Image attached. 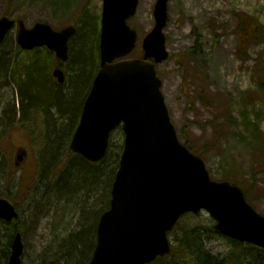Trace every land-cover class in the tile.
Instances as JSON below:
<instances>
[{
    "label": "rangeland",
    "instance_id": "obj_1",
    "mask_svg": "<svg viewBox=\"0 0 264 264\" xmlns=\"http://www.w3.org/2000/svg\"><path fill=\"white\" fill-rule=\"evenodd\" d=\"M156 2L139 0L137 13L128 20L139 35L138 46L129 57L141 54L142 39L155 25ZM102 9L103 0H0V17L22 19L29 28L37 22L49 23L58 30L76 26L79 33L71 42L78 48L82 47L83 38L90 37L87 29L95 20L97 34L100 33ZM168 12L164 34L170 55L156 68L163 80L162 92L178 136L204 159L213 179L225 180L228 167L234 165L238 172L233 174L241 179L243 188H249L250 204L264 215V162L253 150L254 125L260 124L264 131V99L258 96L247 101L246 97L254 85L256 65L264 64V43H250L247 48H240L235 32L240 15L252 16L264 24V0H169ZM17 29H13L8 42L0 45V50L11 48L13 57L17 54ZM193 49L197 53L188 57ZM35 56L38 53L15 60L28 63ZM59 62L62 64L58 60L47 70L52 73ZM73 65L69 59L61 66L66 74L64 93H69L72 85ZM46 90L42 87L38 97L47 98ZM79 90L77 87L68 95L70 107L77 111L82 110L80 103L86 96V91ZM198 93L205 94L204 103L198 99ZM64 102L60 107L53 104L46 114L33 115L40 128V136L35 137L37 131L30 133L14 125L21 116L20 94L11 78L0 77V196L10 198L19 212L18 219L12 223H0V264H7L9 260L8 240L15 224L23 236L24 264H79L86 254L82 244L70 253L69 240L78 233L89 236L93 220L90 214L100 210L107 189L90 193V184H84L81 178H78V187L73 189L68 186L74 187L73 183L65 178L66 191L62 195L52 189L72 156L68 149L74 132L60 148L61 151L65 148L63 155L52 163L47 158L45 164L49 133L53 135L55 129L60 131L71 122ZM220 115L223 116L218 120ZM213 121L220 123L218 141ZM124 138L119 127L111 137L110 150L115 153L123 150ZM18 149L26 151V156L16 165ZM27 178L31 180L27 182ZM193 222L202 226L215 224L208 212L202 211L184 216L180 226ZM206 234L208 246L214 252L225 254L230 250L232 244L227 237L210 230ZM171 239L174 243V235ZM66 254H69L68 261L62 257ZM169 263L174 261L170 259Z\"/></svg>",
    "mask_w": 264,
    "mask_h": 264
},
{
    "label": "water",
    "instance_id": "obj_2",
    "mask_svg": "<svg viewBox=\"0 0 264 264\" xmlns=\"http://www.w3.org/2000/svg\"><path fill=\"white\" fill-rule=\"evenodd\" d=\"M169 0H157L155 25L142 39V55L129 57L138 32L128 20L139 0H103L100 67L85 99L70 148L91 162L107 154L113 131L122 126L124 147L111 189L110 206L97 225V243L89 264H150L172 249L169 236L186 213L207 211L215 229L232 239L264 248V215L230 181L211 178L204 159L179 138L162 92L156 65L168 59L164 28ZM0 18V43L15 26ZM17 43L22 49L46 46L62 61L69 59L73 25L60 30L49 23L27 27L18 21ZM65 81L61 67L53 70ZM18 160L26 155L20 150ZM19 162H17L18 164ZM19 217L16 206L0 197V219ZM7 264H23L24 242L17 232Z\"/></svg>",
    "mask_w": 264,
    "mask_h": 264
},
{
    "label": "trees",
    "instance_id": "obj_3",
    "mask_svg": "<svg viewBox=\"0 0 264 264\" xmlns=\"http://www.w3.org/2000/svg\"><path fill=\"white\" fill-rule=\"evenodd\" d=\"M97 29H99L98 23L97 20H95V22L90 24L87 29V34H90V37L92 33L93 35L91 38H87V35L84 36L86 38H83L81 40L82 47L78 48L76 44L74 45L75 42H71L70 44V60L71 64H74L73 66H75V69L73 72L72 85L68 89L69 93L63 92V89L65 88L64 84H58L52 73L47 70L49 66L51 67L58 61L54 53L47 47H38L33 50H25L17 45L15 48L17 52L15 57H13V55L11 54V48L0 50V77L6 76L11 78L20 94L21 116L14 123L15 126L25 128L30 131V133L37 131V135H35V137H39L40 128L37 122L34 120L33 115L37 117V113L40 116L43 113L46 114L48 112L47 110L52 108L51 106L53 104H58L60 107L63 101H65V106L68 107V115L71 121L70 124L64 125L60 131L55 129V134L53 135L49 133V141L47 142L49 150L47 149L44 154L46 165L47 158L49 162H53L57 160L60 155H63L65 148L63 149V151H61L60 148L63 143L70 140L69 135L74 132L78 118L80 117L81 111L74 110L72 107H70V104L72 103L69 102L68 95L75 92L74 90L78 87L80 89L79 91H86L84 95L87 96L91 88L90 79H92V77L94 78L99 70L100 33L97 34ZM235 32L238 37L240 48H247L250 43H264V24L260 23L257 18H254L252 16L240 15ZM78 33L79 31L75 34V36ZM79 36H81V34H79L78 37ZM10 38L11 32L7 35L2 44L8 42ZM77 38L76 40H78ZM196 50L197 49L190 52L188 54V57L195 56V54L197 53ZM36 53H38V56L29 59L28 63H26V61L24 60L22 62H19V60H15V58H23L22 55H35ZM16 61L18 62V65H16ZM62 64L59 62L58 66H62ZM76 79L78 81L75 82ZM253 81V88L246 93L247 101H253L258 96L264 99L263 63H259L256 65L253 73ZM44 86L47 88L46 91H48V97L39 98L38 93ZM197 96L199 97L198 99H200L204 103L205 94L203 95L202 93H198ZM84 100L85 99L83 97V100L80 103L81 108L83 106ZM32 109L33 111L31 112ZM222 116L223 115H220L218 117V120L221 119ZM212 123L216 128L217 134L215 138L218 141L219 134L217 127L220 126V123H215V121H213ZM253 144L255 156H257L261 160V162H264V131L262 130L260 124L254 125ZM187 146L192 151L197 153L190 144H188ZM110 147L105 158L99 162H89L82 156L77 155L70 149H68L72 156L68 159L67 164L64 165V171L59 176V181L56 184V187L54 188L53 186L52 188L58 195H62L66 191L65 187L67 184L64 183L65 178H69V180L73 183L74 187L68 184L69 188L71 189L78 187L77 183H80L78 181V178H81L84 184H90V193L94 191L98 193L102 189H107V193L103 194V196L105 197V201L102 203L100 210H98L97 213L92 212L90 214V217L93 220L90 226V230L88 229L90 232L89 236L78 233L70 237V253H73V251L76 250L78 244H82L83 247L87 249L86 254L82 255L84 260L80 259L79 264H82L83 261V264H88V262L91 260L97 242L96 229L99 218L101 214L110 206L111 186L119 166L120 156L122 152V149L117 153L112 152L110 150ZM121 148H123V145ZM53 151L55 152V154ZM51 152H53V154H51ZM45 164L44 166H46ZM237 172L238 170L236 169V167L232 165L228 167V173L224 176L223 179L230 180L233 183L242 186V182L240 181L241 179L233 174ZM73 178H77V180L74 181ZM30 180L31 179L29 178L26 179L27 182ZM243 189L249 201V188L244 187ZM8 197H10V195H8ZM188 215L191 214L189 213L185 216ZM0 223H4V221L0 220ZM180 223L181 220L176 224L175 228L170 234V236L174 235V243L172 245L170 254L165 257H158L151 264H170V259L174 261V264H264L263 248L251 243L240 242L229 237L227 238L232 244L230 250L225 254L214 252L208 246L206 230H210V232L212 233L223 236L215 229L214 224L202 226L199 222H193L191 225H185L182 227L180 226ZM14 226L15 229L13 234L10 235L8 246H11L14 233L18 231V224H15ZM68 256L69 254H66L62 257L63 259L65 258L64 260L68 261Z\"/></svg>",
    "mask_w": 264,
    "mask_h": 264
},
{
    "label": "bare ground",
    "instance_id": "obj_4",
    "mask_svg": "<svg viewBox=\"0 0 264 264\" xmlns=\"http://www.w3.org/2000/svg\"><path fill=\"white\" fill-rule=\"evenodd\" d=\"M10 222L12 223V221H10ZM10 222L5 221V223H9V224H10Z\"/></svg>",
    "mask_w": 264,
    "mask_h": 264
},
{
    "label": "flooded vegetation",
    "instance_id": "obj_5",
    "mask_svg": "<svg viewBox=\"0 0 264 264\" xmlns=\"http://www.w3.org/2000/svg\"><path fill=\"white\" fill-rule=\"evenodd\" d=\"M85 101V100H84Z\"/></svg>",
    "mask_w": 264,
    "mask_h": 264
}]
</instances>
